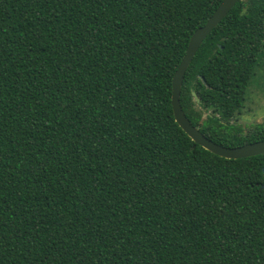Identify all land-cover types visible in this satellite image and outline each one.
<instances>
[{
  "label": "trees",
  "instance_id": "16d2710c",
  "mask_svg": "<svg viewBox=\"0 0 264 264\" xmlns=\"http://www.w3.org/2000/svg\"><path fill=\"white\" fill-rule=\"evenodd\" d=\"M221 2L0 0V264H264V153L214 154L172 106ZM262 57L264 0H239L182 85L215 142L264 140L234 122Z\"/></svg>",
  "mask_w": 264,
  "mask_h": 264
},
{
  "label": "water",
  "instance_id": "95a60500",
  "mask_svg": "<svg viewBox=\"0 0 264 264\" xmlns=\"http://www.w3.org/2000/svg\"><path fill=\"white\" fill-rule=\"evenodd\" d=\"M239 0H222L215 12L209 17L207 22L196 29L193 33L186 54L183 57L179 67L173 77L172 106L175 118L180 126L188 133L195 143L203 146L205 149L219 156L229 159L247 158L264 153V140L247 143L241 146L231 147L219 144L206 136L199 127L195 126L186 115L181 103V91L185 73L190 66L193 58L198 52L207 36L212 30L228 15ZM197 102L200 98L193 92ZM264 171V168H263ZM264 187V184H263Z\"/></svg>",
  "mask_w": 264,
  "mask_h": 264
},
{
  "label": "rangeland",
  "instance_id": "374dc122",
  "mask_svg": "<svg viewBox=\"0 0 264 264\" xmlns=\"http://www.w3.org/2000/svg\"><path fill=\"white\" fill-rule=\"evenodd\" d=\"M203 118H206L204 114ZM244 131L258 124H264V58L250 82L241 115L234 121Z\"/></svg>",
  "mask_w": 264,
  "mask_h": 264
}]
</instances>
